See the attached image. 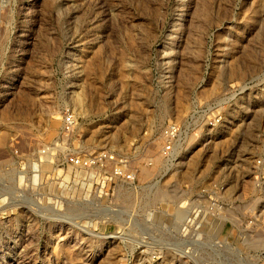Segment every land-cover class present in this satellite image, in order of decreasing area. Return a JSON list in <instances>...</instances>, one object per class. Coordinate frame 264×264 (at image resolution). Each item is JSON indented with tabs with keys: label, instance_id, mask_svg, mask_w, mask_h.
I'll return each instance as SVG.
<instances>
[{
	"label": "rangeland",
	"instance_id": "rangeland-1",
	"mask_svg": "<svg viewBox=\"0 0 264 264\" xmlns=\"http://www.w3.org/2000/svg\"><path fill=\"white\" fill-rule=\"evenodd\" d=\"M0 264H264V0H0Z\"/></svg>",
	"mask_w": 264,
	"mask_h": 264
},
{
	"label": "built area",
	"instance_id": "built-area-1",
	"mask_svg": "<svg viewBox=\"0 0 264 264\" xmlns=\"http://www.w3.org/2000/svg\"><path fill=\"white\" fill-rule=\"evenodd\" d=\"M64 122L67 127H74L77 119L73 112H68L64 116ZM181 137V128L177 124H170L167 126L162 134L161 138L163 141L162 155L168 158L173 150L174 146ZM66 164L73 168L90 171L92 169H105L109 164H115L114 168L110 172L109 182L116 181H127L134 182L137 177V172L126 168L127 162L120 161L112 152L101 151L93 155L84 154H72L66 159Z\"/></svg>",
	"mask_w": 264,
	"mask_h": 264
},
{
	"label": "bare ground",
	"instance_id": "bare-ground-1",
	"mask_svg": "<svg viewBox=\"0 0 264 264\" xmlns=\"http://www.w3.org/2000/svg\"><path fill=\"white\" fill-rule=\"evenodd\" d=\"M143 176H145L146 178H148L150 176V172L148 170H145L143 172Z\"/></svg>",
	"mask_w": 264,
	"mask_h": 264
}]
</instances>
